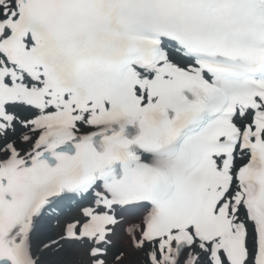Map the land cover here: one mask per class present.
<instances>
[{"label": "snow or ice", "instance_id": "6c2138e0", "mask_svg": "<svg viewBox=\"0 0 264 264\" xmlns=\"http://www.w3.org/2000/svg\"><path fill=\"white\" fill-rule=\"evenodd\" d=\"M0 264H264V0H0Z\"/></svg>", "mask_w": 264, "mask_h": 264}]
</instances>
